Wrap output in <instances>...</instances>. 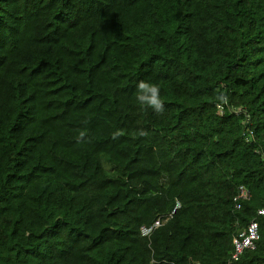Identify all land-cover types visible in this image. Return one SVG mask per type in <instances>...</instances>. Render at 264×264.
<instances>
[{
	"label": "trees",
	"instance_id": "obj_1",
	"mask_svg": "<svg viewBox=\"0 0 264 264\" xmlns=\"http://www.w3.org/2000/svg\"><path fill=\"white\" fill-rule=\"evenodd\" d=\"M262 207L264 0H0V264H264Z\"/></svg>",
	"mask_w": 264,
	"mask_h": 264
},
{
	"label": "built area",
	"instance_id": "obj_2",
	"mask_svg": "<svg viewBox=\"0 0 264 264\" xmlns=\"http://www.w3.org/2000/svg\"><path fill=\"white\" fill-rule=\"evenodd\" d=\"M219 112L222 111L219 105ZM249 192L242 186L239 187L238 194L235 196L234 200L248 199ZM178 205V204H177ZM239 207V204L236 205ZM258 215H264V207L259 208L257 211ZM160 220H156L154 224L150 227H142L141 233L144 236H149L152 230L160 225ZM259 238L258 222L256 220H251L247 227L233 238L234 252L232 254L233 259H237L239 254L245 249H254L255 241Z\"/></svg>",
	"mask_w": 264,
	"mask_h": 264
}]
</instances>
